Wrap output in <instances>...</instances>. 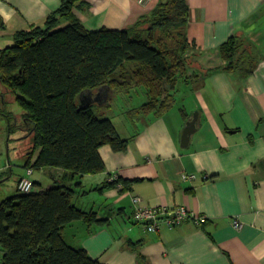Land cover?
Instances as JSON below:
<instances>
[{
    "label": "crops",
    "instance_id": "1",
    "mask_svg": "<svg viewBox=\"0 0 264 264\" xmlns=\"http://www.w3.org/2000/svg\"><path fill=\"white\" fill-rule=\"evenodd\" d=\"M84 1L74 14L88 30L130 27L158 2ZM186 1L187 74L196 79L177 86L174 106L140 124L135 134L125 113L145 99L143 90L113 98L107 90L97 91L100 112L122 98L125 124L122 130L115 126L130 139L122 152L109 145L99 148L103 172L71 181L72 186L79 183L74 205L94 212L100 222L74 221L63 236L104 264H264V0ZM60 3L0 0V37L13 41L15 32L42 25ZM232 35L258 58L247 77L224 70L228 61L219 47ZM194 118V132L182 146V131ZM9 167L0 166V172ZM40 173L30 175L39 190L63 180L61 169ZM183 173L196 178L183 180ZM44 174L52 179L46 188ZM113 177L120 182L101 188ZM133 196L149 207L185 206L205 220L187 219L148 232L132 218ZM235 218L241 223L238 229L232 225Z\"/></svg>",
    "mask_w": 264,
    "mask_h": 264
},
{
    "label": "trees",
    "instance_id": "2",
    "mask_svg": "<svg viewBox=\"0 0 264 264\" xmlns=\"http://www.w3.org/2000/svg\"><path fill=\"white\" fill-rule=\"evenodd\" d=\"M85 4L61 0L42 25L15 32L13 44L0 48V84L29 126L22 167L63 171L58 184L28 193L16 190L0 199V264H104L64 239V228L74 221L100 222L94 212L74 205L79 183L71 181L103 172L99 148L125 151L130 137H122L110 118L98 116L96 103L79 108V96L107 90L113 98L143 90L144 101L125 113L136 134L140 124L174 106L180 83L196 79L187 74L186 0H158L132 26L98 30H88L74 14ZM219 54L228 61L224 70L241 77L252 74L258 63L234 35L220 45Z\"/></svg>",
    "mask_w": 264,
    "mask_h": 264
},
{
    "label": "rangeland",
    "instance_id": "3",
    "mask_svg": "<svg viewBox=\"0 0 264 264\" xmlns=\"http://www.w3.org/2000/svg\"><path fill=\"white\" fill-rule=\"evenodd\" d=\"M6 37H0V48L13 44V41H7ZM144 101H140L141 103ZM121 100L111 102L109 110L103 112L97 111L98 116L110 118L117 126L118 130H122L125 124V116L120 111ZM101 113H105L102 115ZM12 126L15 129L11 132L8 128ZM29 126L22 118L20 107L13 102L10 94H6L0 84V166L11 165V173L9 169L0 172V199L12 195L16 192V180L19 176L25 174L24 153L30 146V139L27 137ZM35 175H41L40 170H34ZM40 173V174H38ZM45 179L42 186L45 188L48 184H52L49 175L44 174ZM51 182V183H50ZM37 189L33 186V191Z\"/></svg>",
    "mask_w": 264,
    "mask_h": 264
},
{
    "label": "built area",
    "instance_id": "4",
    "mask_svg": "<svg viewBox=\"0 0 264 264\" xmlns=\"http://www.w3.org/2000/svg\"><path fill=\"white\" fill-rule=\"evenodd\" d=\"M31 174L32 169H26L25 174L22 175L17 182L16 189L18 192L28 193L32 190L33 182L30 178ZM181 178L183 180H193L196 176L194 174L183 173ZM115 179L116 178L113 177L111 181ZM132 204V218L134 222L142 226L148 232H157L161 226L173 228L187 219H192L197 224H200L205 220L204 216L193 214L185 206L174 208L149 207L143 205L138 196L132 197ZM232 225L237 229L241 227V223L237 218L233 219Z\"/></svg>",
    "mask_w": 264,
    "mask_h": 264
},
{
    "label": "water",
    "instance_id": "5",
    "mask_svg": "<svg viewBox=\"0 0 264 264\" xmlns=\"http://www.w3.org/2000/svg\"><path fill=\"white\" fill-rule=\"evenodd\" d=\"M99 93L97 92L93 96V92L84 91L79 96V108H84L98 101ZM195 118L187 123L186 127L182 131V146H186L189 141V136L194 132Z\"/></svg>",
    "mask_w": 264,
    "mask_h": 264
},
{
    "label": "flooded vegetation",
    "instance_id": "6",
    "mask_svg": "<svg viewBox=\"0 0 264 264\" xmlns=\"http://www.w3.org/2000/svg\"><path fill=\"white\" fill-rule=\"evenodd\" d=\"M96 93H93V96L95 95Z\"/></svg>",
    "mask_w": 264,
    "mask_h": 264
}]
</instances>
